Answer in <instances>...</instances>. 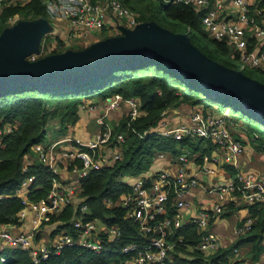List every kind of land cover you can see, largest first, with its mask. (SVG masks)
Segmentation results:
<instances>
[{"label":"trees","instance_id":"obj_1","mask_svg":"<svg viewBox=\"0 0 264 264\" xmlns=\"http://www.w3.org/2000/svg\"><path fill=\"white\" fill-rule=\"evenodd\" d=\"M122 1L136 11L139 22L155 21L174 32L187 33L193 44L207 56L233 67L225 58V55L232 51L229 42L226 39L211 37L203 28L202 17L207 9L175 0H157V4H154L153 0ZM15 14H19L23 20L50 19L41 0H30L25 4L12 3L4 7L0 18V35L10 27L9 17ZM104 31H107L106 28ZM104 33L103 38L111 35ZM45 38L47 43L51 40L49 36ZM56 39L59 48L45 52L43 56L68 48L62 39ZM253 48L254 46H250V49ZM117 93L124 97L137 98L141 103L142 114L132 121L127 115L114 126L115 132L125 134L122 156L113 164L92 170L84 177L80 181V196L83 203L89 207L87 216L100 218L108 226L117 225L122 230V235L116 240H109L108 236L104 235L102 239L108 245L107 250L95 252L76 245L66 246L38 264H127L130 254L122 251L123 246L133 241H148L151 234L141 232L137 222L125 217V209L121 205L109 204L108 200L116 202L124 193L130 191L133 180L128 181L126 177L132 176L134 179L147 172L156 162L155 155L158 151H168L176 156L190 150L194 153L201 152V157L218 148L212 139L191 136L177 139L172 135L150 131L152 127L162 128L168 108L185 103L205 109L216 106L219 111L230 108L234 115H237V112L238 117L245 119L255 148L264 150L263 118L253 115L230 96L212 95L209 88L179 74L159 58L150 59L139 66H118L99 77H91L63 87L41 88L36 84L23 83L0 92V128H4L6 124L13 126L11 132L0 136V225L21 223L18 213L24 204L18 192L26 176H36L27 198L39 199L46 196L51 189L54 174L44 164L37 161L27 171L24 170L26 156L34 150L36 144L44 142L52 125L51 121L57 120L56 123L60 126L58 135H66L79 119L80 109L86 100H109ZM254 121L262 127H255ZM145 131L147 132L142 136ZM232 172L235 174L236 169L232 168ZM80 207L69 204L58 217L63 223L56 225L55 231L67 229L73 232L70 219L74 215H81ZM251 210L254 216L258 217L257 222L234 247L252 242L253 258L256 259L263 249L264 211L258 209L257 205L252 206ZM174 211V208L169 209L170 214H174ZM55 219L57 217H54ZM177 236L183 237L182 242L175 244V255L180 264L236 263L230 259L234 247L223 248L215 253H205L198 248H192L202 239L194 223L179 228ZM173 238L175 239V236ZM0 253L7 258L3 264H36L29 253L21 248L4 245L0 247Z\"/></svg>","mask_w":264,"mask_h":264},{"label":"built area","instance_id":"obj_2","mask_svg":"<svg viewBox=\"0 0 264 264\" xmlns=\"http://www.w3.org/2000/svg\"><path fill=\"white\" fill-rule=\"evenodd\" d=\"M27 1L30 0H0V18L6 5ZM175 1L207 9L202 17V24L209 35L216 39H226L232 47V52L244 64L264 70L262 47L264 12L261 9L251 14L246 0H232L238 9V15L236 18L226 19L220 13L222 4L209 8L211 0ZM41 2L51 17L67 20L72 26L84 30H101L107 24L113 26L114 23L120 29L122 26L134 28L140 23L136 11L125 5L122 0H41ZM250 46L254 48L250 49ZM29 59L36 60L37 57L30 56ZM122 103L128 105L131 121L142 114L141 103L137 98L124 97L117 93L106 101L103 107L105 112L97 118L99 129L93 140L84 142L78 137L67 135L49 144L42 142L35 145L33 153L36 154L37 161L54 174L51 189L46 196L31 200L27 198V194L36 176L28 175L23 179L18 192L24 204L18 213L21 223H10L11 228L0 225V247L6 245L24 249L38 264L66 246L76 245L101 252L108 249V245L102 239L104 235H107L109 240L121 237L122 230L117 225L108 226L100 218L87 216L89 207L83 203L77 186L66 184L59 177L63 169L68 168L70 174L80 182L92 170L121 158L125 134L115 132L106 117L109 110L118 108ZM82 107L96 109L93 104L84 103ZM163 123L162 128L152 127L150 131L172 135L177 139L183 136L212 139L222 150V157L214 154L203 156V162L200 164L202 172L215 174L219 163H228L236 169L233 177L208 188L216 201L211 206L201 204L195 216L188 220L196 224L198 232L202 235L201 241L192 248H198L205 253H215L221 243L211 225L213 219L222 211V202L232 194L240 195L247 203L258 204L264 211V178L242 167L244 145L240 138L233 135L230 128L232 120L228 114H217L197 108L190 115L189 123L183 122L170 128L163 126ZM12 130L13 126L6 124L4 128H0V136ZM104 146H110L111 150L105 153ZM33 153L30 152L26 156L25 171L34 164V160L30 158ZM189 155L190 150H185L179 154L177 166L136 176L130 191L124 193L116 202L108 200L109 204L121 205L125 209V217L137 222L141 232L151 234L147 242L133 241L123 246L122 251L130 254L127 264H180L175 255V244L183 241V237L177 236V233L184 225L183 212L192 206L188 196L195 188L206 187L203 181L189 171L187 167ZM164 156L163 151H158L155 158ZM77 195L81 197V201L75 205L81 206V215H74L70 219L74 231L61 229L55 242L51 244L39 242L40 230L48 224L56 226L63 223L58 217L69 204H74ZM171 208H174V214H170ZM29 211L32 212L30 217ZM54 217L57 219L54 220ZM253 225L254 220L250 217L238 231L246 233ZM6 261V256L0 253V264Z\"/></svg>","mask_w":264,"mask_h":264},{"label":"water","instance_id":"obj_3","mask_svg":"<svg viewBox=\"0 0 264 264\" xmlns=\"http://www.w3.org/2000/svg\"><path fill=\"white\" fill-rule=\"evenodd\" d=\"M49 29L46 21H19L0 35V92L23 83L63 87L99 77L118 66H139L159 58L179 74L239 101L253 115L264 119V82L242 70L207 56L187 33L174 32L155 21L99 39L81 49L50 53L36 60L27 58L38 51Z\"/></svg>","mask_w":264,"mask_h":264},{"label":"crops","instance_id":"obj_4","mask_svg":"<svg viewBox=\"0 0 264 264\" xmlns=\"http://www.w3.org/2000/svg\"><path fill=\"white\" fill-rule=\"evenodd\" d=\"M246 1L250 7V13L251 14L256 13L258 9H261L264 12V0H246ZM27 2H29V1H27ZM27 2H22L21 4H25ZM218 4H222V7H220V9H221L220 13H221V16L223 18L230 19V18H236L237 17L238 9L233 4L232 0H211L209 8H214ZM11 17H12V19H10V17H9V21H8V22H10V27L16 25V18H20V21L23 20V19H21L19 14H15L14 16H11ZM35 20L46 21L49 24V29L46 31V33H44V35L41 39V42L44 45L42 48H40V46H39V49L41 51L45 49L44 48L45 43H44L43 39L46 36H48L47 34H49V33L52 34L49 36V37H51V40H50L51 44H54V42H56L57 44L54 45L55 46L54 48H57L59 43L57 42L56 38L62 39V41L65 44V43H67V39L71 38L72 36L82 37L85 33H91V32L93 33L96 31H100V30H84V29H81L78 27H74L67 20L60 19V18H54L51 16H50V19H48V20L43 19V18H38ZM26 21H34V20H26ZM53 33H56V34H53ZM110 36H112V35H110ZM92 37L93 36H90L89 38L91 39ZM89 38H87V40ZM90 39H89V42H90ZM94 39H96V38H94ZM47 46H48V43H47ZM68 46L69 45L66 46V44H65V47H68ZM262 47L264 49V44ZM54 48H48L46 50V52L51 51ZM67 49H74V48L69 47ZM78 49H81V48H78ZM60 52H62V51H60ZM106 101L107 100H102V99H99V100L88 99L84 103L93 104L94 106H96L95 107L96 109H103L104 105L106 104ZM197 108H203V107H199L197 105L193 106V105L185 103V104H181L178 107L168 108L165 111L166 118H165V121L163 123V126L170 128L172 126L178 125V124L183 123V122L189 123L190 122V115ZM96 109H94V110H96ZM203 109L205 111H211V112L217 113V114H220V113L228 114L231 117V120H232V123L230 125L231 131L235 137H238L242 140L243 145H244L243 154L241 156L242 167L246 170L254 172L257 176L264 178V150H258L255 148L253 140H252V136L249 133H247L248 130L246 128V124H245L244 128H246L247 132L240 130V128H239V130H235L233 128V126H235L233 119L238 121V120H240L239 119L240 117L232 114V112L230 111V108H226L224 111H219L216 106H214L212 108H207V109L203 108ZM115 110H117L119 112L120 116L117 119H115L114 122H112V124L118 125L119 122L125 116H127L128 111H129V107L126 103H122ZM87 111H90V110L84 109L83 107L80 109L79 119L76 121L75 125L73 126V128L70 130V132L68 134L58 135V130H59L60 126H56L55 127L56 129H54V128L51 129L53 132L52 135H54V133H55L57 135V138L52 139L48 143L43 142V144H49V143L53 142L54 140L65 137L67 135H73L75 137H78L81 140H83L84 142H88V141L93 140L96 137V134H97L98 129H99V125H98V127H96V129L94 131H91L89 129V127L87 125L88 122L85 120V119H87L86 118L87 115L85 114ZM49 132L50 131H48V135H49ZM103 149H104L105 153H107L111 150V147L110 146H104ZM163 152H164L165 156L163 158H157V159L155 158L156 162L154 164H152V166L147 171V173L157 172L158 170L172 168V167H175L178 165V156L179 155L175 156L171 152H168V151H163ZM200 153L201 152H195L194 153V152L190 151L189 161H188L187 167H188L190 172L195 174L201 181H203V183L205 184L206 187L205 188H203V187L195 188L189 194L188 198L190 199L192 206L189 209L185 210L182 214V216L184 217V225L190 223V221H188L189 218L190 217L193 218L195 216V214L198 212V209L201 206V204L211 206L216 201V198L208 190V188H210L211 186L217 185L219 183H222V182L228 180L229 178L233 177V175H234V173L232 172V168H234V167L228 163H219L217 165V172L213 175H209V174H206V173L201 171L200 164L203 162V156L205 154H214V155H218V156L222 157V150L220 148L216 147L210 153H205L201 157L199 156ZM30 158H31V160H34V163H36L37 156L35 153L31 154ZM113 163L114 162H112L110 164H113ZM59 179L66 184H69V183L74 184L75 186H77V191H79V193H80L81 188H82L81 184L75 177H73L70 174V170L68 168L63 169V172H62L61 176L59 177ZM80 201H81V197L77 195L74 198L73 203L77 204ZM256 205H257L258 209L262 210V208L258 204H256ZM256 205H252V204L247 203V201H245L240 195H235V194L230 195L224 202H222V211L220 212V214H218L213 219V222L211 225V229L216 233V235H217V237L221 243L219 250L223 249V248H233L235 246V244L243 236H245L249 232L248 231L246 233H240L238 231L239 227L248 218H250V217L253 218L254 225L256 224L258 217L254 216V214L251 210L252 206H256ZM31 215H32V212L29 211L28 217H30ZM26 222H28V220ZM10 225L11 224H4L3 226L11 228ZM55 229H56L55 225L53 226L52 224H48V225L44 226L40 230L39 235H38L39 242L46 243V244H51V243L55 242V240L57 239V235L59 233V230L55 231ZM262 246H263V249H262L260 255L258 256V258L255 259V258H253V253H252V242L242 243L239 246H236L233 248V250L230 254V259L233 262H236L235 264H264V237L262 240Z\"/></svg>","mask_w":264,"mask_h":264},{"label":"rangeland","instance_id":"obj_5","mask_svg":"<svg viewBox=\"0 0 264 264\" xmlns=\"http://www.w3.org/2000/svg\"><path fill=\"white\" fill-rule=\"evenodd\" d=\"M153 1H154V4H157V0H153ZM19 21H20V18H16V24ZM9 24H10V22H9ZM104 28H106L107 31H104ZM104 28L101 29L100 31H96V32H93V33L92 32L91 33H85L82 37L72 36L71 38L67 39V43H65V44H66V46L69 45L68 48L69 47H82V46H83L82 48H84L87 45L95 42L96 40L103 39V36L105 34L104 32H106L108 34H111V35H117V34H120L121 33V29L115 23H114L113 26H110V25L107 24ZM53 34H56V33H53ZM47 35L50 36L52 34L49 33ZM90 36H93V37L90 39L89 38ZM87 38L90 39V42H89V39L87 40ZM94 38H96V39H94ZM43 40H44V43L46 44V46L44 47L45 48V51L44 50L41 51L39 49L38 51L32 52L29 55H27V58H29L30 56H35L37 58H41L48 48H54L55 47L54 45L57 44L56 42H54V44H51V41H49L48 42V46H47L46 38H44ZM40 44H41L40 45V48H42L44 45L42 44V42ZM225 58L236 69L242 70L244 73H247V74H249V75H251L253 77H256L257 79H259L261 81H264V72H262L259 69H256V68H253V67H250V66L244 64V62L239 57H237L232 51L230 53H227L225 55ZM232 108L234 109V107H232ZM104 112H105V109L103 108V109L90 110V111H87L85 113L87 115L86 116L87 119H85V120L88 122L87 125H88V127H89V129L91 131H94L96 129V127H98L97 118L100 115H102ZM235 113L237 114V116L239 115V113H237V112H235ZM119 116H120L119 112L117 110H115V109H112V110H109L108 111V114H107L106 119L109 122H111V124H112V122H114V120L117 119ZM239 119L240 120H238V121L235 120V119H233V121L235 123V126H233V128L235 130H239V128H240V130L247 132L246 128H244V126H245V123H244L245 122V119H241V118H239ZM56 122H57L56 119H53L51 121L52 125L49 128L50 129L49 130L50 132H49V135H47L46 139L44 140V143H48L52 139L57 138V135L55 133H54V135H52L53 132L51 130L53 128L56 129L55 127L56 126H59V124L56 123ZM253 124H254L255 127H262L258 122H255L254 121ZM115 125L116 124H112L113 127ZM31 153H33V151ZM126 180L132 181L133 180V177L132 176H127L126 177Z\"/></svg>","mask_w":264,"mask_h":264}]
</instances>
